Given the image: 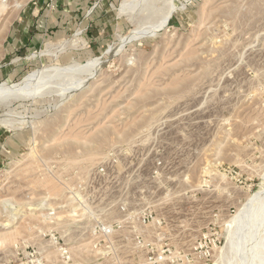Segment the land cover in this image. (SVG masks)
<instances>
[{"label": "rangeland", "instance_id": "374dc122", "mask_svg": "<svg viewBox=\"0 0 264 264\" xmlns=\"http://www.w3.org/2000/svg\"><path fill=\"white\" fill-rule=\"evenodd\" d=\"M53 1L0 0V264H264V0H90L11 52Z\"/></svg>", "mask_w": 264, "mask_h": 264}, {"label": "crops", "instance_id": "0c3cea01", "mask_svg": "<svg viewBox=\"0 0 264 264\" xmlns=\"http://www.w3.org/2000/svg\"><path fill=\"white\" fill-rule=\"evenodd\" d=\"M90 0H55L54 9L43 3L30 7L19 15L18 24L13 26L10 38L11 52L37 49L49 35H64L82 18L85 4ZM38 22L43 23L39 28Z\"/></svg>", "mask_w": 264, "mask_h": 264}, {"label": "bare ground", "instance_id": "6f19581e", "mask_svg": "<svg viewBox=\"0 0 264 264\" xmlns=\"http://www.w3.org/2000/svg\"><path fill=\"white\" fill-rule=\"evenodd\" d=\"M29 79H30V78L25 79V80H24V81H23L18 87L15 86V88H12V89H16V88H22V87H24V86L26 85V83L29 81ZM70 136H71V135H69V139H70ZM72 138H74V136H73ZM66 140H67V138H66ZM70 140H71V139H70ZM73 141H74V140H73ZM73 141H72V142H73ZM75 143H76V142H75ZM53 188L55 189V191L57 190V189H56V186L53 187Z\"/></svg>", "mask_w": 264, "mask_h": 264}]
</instances>
